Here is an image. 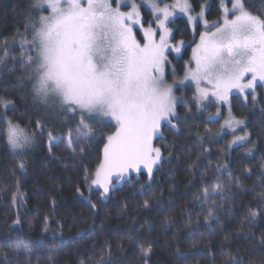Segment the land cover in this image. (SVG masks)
Wrapping results in <instances>:
<instances>
[{
	"label": "snow or ice",
	"instance_id": "6c2138e0",
	"mask_svg": "<svg viewBox=\"0 0 264 264\" xmlns=\"http://www.w3.org/2000/svg\"><path fill=\"white\" fill-rule=\"evenodd\" d=\"M218 3L219 16L209 22L207 0L200 4L198 12L192 0H173L172 3L166 0H140V3L137 0H35L33 7L48 14L40 15L38 23L31 24L30 31L26 28L20 42V57L35 73L36 97L45 104L51 99L58 117L79 116V120L74 128L69 127L66 135L55 134L37 120L35 130L29 135L5 113L0 115V122L6 124L3 131L8 145L14 150H23L36 142L38 133L47 137L49 154L63 143L75 157L92 145L96 138V129L92 125L97 118H102V122L114 130L102 137V157L95 170H84L83 183L89 192L86 199L90 202L93 192H99L101 200L108 198L117 185L130 180L133 173L137 178L146 174L147 187H150L155 173L166 162L164 150L167 145L158 146L156 142L165 139V128L179 135L181 125L189 119L191 105L198 112H206L208 105L215 102L216 111L209 114L208 120L222 119L215 135L222 138L231 134L226 145L228 150L249 144L248 123L233 114L232 98L238 96L246 106L250 97L255 105L257 89L264 87V14H254L247 0H218ZM145 7L151 10L152 17L147 22L142 16ZM177 12L187 18L193 31L200 24L204 30L199 33V42L185 62L183 78L169 83L166 79L171 64L169 55L171 52L179 55L185 44L183 40L172 43L174 30L170 25ZM3 48L0 63L8 57L7 40ZM180 86H194L190 100L175 94ZM181 101L185 106L183 117L177 111ZM13 103L0 96V107L7 109ZM222 106H227L226 115L221 111ZM204 132L213 134L211 128H205ZM199 139L202 143L203 137ZM255 148V143H251L245 149L246 154L253 155ZM210 153V147L203 148L196 161L189 165L193 177L199 171L201 157ZM171 154L169 152V156ZM14 167L22 173L26 164L19 160ZM204 168L205 171L200 173V191L193 194V201L198 204L194 203L193 208L186 211L191 212L198 206L201 211L196 215H204L208 223L219 219L216 211L223 209L224 201L234 199L233 193L242 188V180L229 170L227 164H217L214 169L217 179L208 183V172L213 165L209 162ZM260 168L259 203L255 209L249 207L244 217L253 226L264 217V158ZM225 172L226 181L222 179ZM243 173L251 175V169L244 168ZM12 174L15 175V171ZM145 187L141 184L139 191L143 192ZM76 192L83 196L81 185L76 186ZM26 199L17 181L16 191L12 194L13 206L22 207L21 202ZM151 205V198L144 200V209ZM91 207L95 209L97 205L92 203ZM49 219L44 217L45 232ZM21 226L18 214L13 228ZM164 226H167V220ZM245 235L248 239L256 238L251 229ZM127 240L143 264H148L154 243L140 236L129 235ZM256 243L259 248H264V232ZM6 247L17 255L23 252L26 257L32 251L19 239ZM119 247L122 249L123 244ZM4 258L7 261V254ZM110 260V255L105 258L101 254L95 264H110ZM48 262L53 264L51 256ZM79 264H91L90 258L80 259ZM225 264H243V260L229 254Z\"/></svg>",
	"mask_w": 264,
	"mask_h": 264
},
{
	"label": "trees",
	"instance_id": "16d2710c",
	"mask_svg": "<svg viewBox=\"0 0 264 264\" xmlns=\"http://www.w3.org/2000/svg\"><path fill=\"white\" fill-rule=\"evenodd\" d=\"M192 2L199 11L205 0ZM34 3L35 0H0V56L4 55L6 40L8 50L7 59L0 63V96L14 102L7 109L0 107V115L6 113L19 125H24L30 135L37 120L45 123L46 129L55 134L66 135L69 127H75L79 116L58 117L51 99L45 104L36 97L33 87L35 73L26 68L28 66L20 57L22 35L26 28L31 30L34 13L39 14L34 10ZM247 4L254 14H264V0H247ZM207 6L206 17L216 20L219 16L218 0H207ZM142 13L145 18L150 16L144 8ZM171 27L174 30L172 41L183 40L186 44L179 57L169 55V78L173 69L176 75L183 74L185 62L197 43L200 31L196 27V33H193L185 17H176ZM188 92L190 100L191 87H188ZM238 98L235 95L232 98L233 114L247 121V130L251 133L249 144L228 150L226 145L231 135L225 134L222 138L215 135L220 120L209 122L207 111L198 112L191 105L189 119L181 125L179 135L165 128V139L156 142L158 146L167 145L164 150L166 162L155 173L150 187H147L146 174L139 178L132 174V178L117 185L108 198L101 200L99 192H93L90 202L86 199L89 192L83 183L84 170H95L102 157V137L114 128L97 118L92 125L96 129L94 142L86 147L83 154L78 153L75 157L63 143L49 154L47 137L38 133L35 147L20 155L9 147L3 131L6 125L0 122V264H17L18 261L19 264H29V260L31 264H49V256L53 258V264H79L82 258H90L91 264H95L101 254L105 258L111 256L110 264H143L134 247L128 243L129 235L154 243L148 264H225L229 254L242 258L243 264H264V248H259L256 243L264 232V217L259 218L255 226L244 220L247 209H255L259 203L261 189L258 177L260 162L264 158V103L245 106ZM177 111L181 117L185 115L183 101ZM205 128H211L213 134H205ZM251 143H255L256 148L253 155L248 156L245 149ZM79 146L76 145L77 148ZM206 147L211 148V153L201 157L199 171L193 177L188 170L189 165ZM19 160L26 164L22 173L14 167ZM209 162L213 169L208 172V183L217 179L215 166L227 164L229 170L242 180V188L234 191V199L223 202L222 210L216 211L218 220L206 223L204 215H196L201 211L198 206L191 212L186 209L198 204L193 201V194L200 191V173L205 171L204 166ZM244 168L251 169V175L244 174ZM222 179L226 181L227 172ZM17 181L20 191L27 197L19 208L12 204ZM78 184L83 196L76 192ZM141 184L146 185L143 192L139 191ZM150 198L151 207L144 209V200ZM92 203L97 205L95 209L91 207ZM18 214L22 226L14 229L13 221ZM45 216L50 217L46 232ZM249 229L256 234L255 239L246 237ZM18 239L32 248L28 257L23 252L17 255L6 247ZM121 244L122 249L119 247Z\"/></svg>",
	"mask_w": 264,
	"mask_h": 264
},
{
	"label": "rangeland",
	"instance_id": "374dc122",
	"mask_svg": "<svg viewBox=\"0 0 264 264\" xmlns=\"http://www.w3.org/2000/svg\"><path fill=\"white\" fill-rule=\"evenodd\" d=\"M166 2L167 3H172L173 2V0H166ZM137 3H140V0H137ZM207 8H208V6H206V12H207ZM144 9H146V12L150 15L148 18H145V16L143 15V13H142V16H143V20L145 21V20H150L152 17H151V10L150 9H148V8H144ZM34 10L37 12V13H39L38 15L36 14V13H34V16H33V18H32V20H33V22L34 23H38V20H39V16L40 15H47L48 14V12L47 11H41V10H39V9H36V8H34ZM124 10H127V9H124ZM198 12V11H197ZM176 17H185V16H183V14H181V13H179V12H177V15H176ZM186 18V17H185ZM187 19V18H186ZM207 19H208V17H207ZM209 20V22H211V21H213V20H210V19H208ZM31 25V24H30ZM145 26H147L146 24H145ZM170 27H171V25H170ZM190 27V29H192V32L193 33H196V30L197 29H195V31H193V28L191 27V26H189ZM197 27H199L200 28V31L198 32V36H197V43L199 42V33L201 32V31H203L204 30V28H203V25L202 24H200V25H198ZM30 28V27H29ZM22 36H24V35H22ZM28 39H31V36L30 35H28V37H27ZM18 39L19 38H17V42H16V44L18 43ZM177 41H179V40H177ZM177 41H172V43H176ZM185 42V44H186V41H184ZM184 44V45H185ZM193 47H195V45L193 46ZM192 47V48H193ZM192 51V50H191ZM170 54H172L174 57H179L181 54H182V51H181V53L179 54V55H177V53H175V52H171ZM31 55H35V53H31ZM191 55H192V53H191ZM191 55H190V57H191ZM190 57H189V59H190ZM170 59V58H169ZM188 59V60H189ZM26 68H28V69H31V71H32V68L31 67H26ZM184 72H185V70H184ZM184 72H183V74L182 75H176L175 74V76H173V73H172V76H171V78H169L168 77V74H167V77H166V79H167V81L169 82V83H171L172 81H173V79H176V80H180V79H182L183 78V75H184ZM188 83H190V82H186V84H188ZM191 89H192V92L194 91V86H191ZM257 93H258V102L255 104V105H259V104H261V103H264V87H261V88H258L257 89ZM175 94L177 95V96H179V97H183L184 98V100H189V96H188V94H189V92H188V87H184V86H180L179 87V89L175 92ZM193 94V93H192ZM192 94H191V96L190 97H192ZM240 101H241V99L240 98H238ZM242 103V102H241ZM248 104H252L251 103V98L249 97V103ZM253 105V104H252ZM255 105H253V106H255ZM215 111H216V107H215V102L213 101L212 102V104H210V105H208V113L206 114L207 116H209V114L210 113H215ZM221 111H222V113L224 114V115H226L227 114V106H222V108H221ZM236 116V115H235ZM238 118V117H237ZM98 119H100V120H102V118H98ZM220 120V122L222 123L223 121H222V119H219ZM14 123H17V122H15V121H13ZM6 125V124H5ZM21 127H23V128H25V130L27 131V128L23 125H20ZM114 130V129H113ZM27 133H28V131H27ZM29 134V133H28ZM237 134H242V133H237ZM30 135V134H29ZM231 135V134H230ZM230 138H232L231 136H230ZM37 137H36V142L35 143H33L32 145H30L29 147H27V148H25V149H23V150H19V149H17V150H14V149H12L10 146V148L12 149V150H14V151H16V152H18L20 155H23L24 153H25V151H29V150H32V148H34L35 147V144L37 143ZM46 143H47V140H46ZM133 174H135V173H133ZM100 198V197H99Z\"/></svg>",
	"mask_w": 264,
	"mask_h": 264
},
{
	"label": "bare ground",
	"instance_id": "6f19581e",
	"mask_svg": "<svg viewBox=\"0 0 264 264\" xmlns=\"http://www.w3.org/2000/svg\"><path fill=\"white\" fill-rule=\"evenodd\" d=\"M37 108H39V107H37ZM38 110V109H37Z\"/></svg>",
	"mask_w": 264,
	"mask_h": 264
}]
</instances>
